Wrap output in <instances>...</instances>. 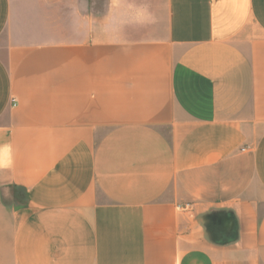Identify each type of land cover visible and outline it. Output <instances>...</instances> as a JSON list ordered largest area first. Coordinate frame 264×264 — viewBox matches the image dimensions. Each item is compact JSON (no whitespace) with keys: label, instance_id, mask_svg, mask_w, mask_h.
Here are the masks:
<instances>
[{"label":"crops","instance_id":"0c3cea01","mask_svg":"<svg viewBox=\"0 0 264 264\" xmlns=\"http://www.w3.org/2000/svg\"><path fill=\"white\" fill-rule=\"evenodd\" d=\"M0 264H264V0H0Z\"/></svg>","mask_w":264,"mask_h":264},{"label":"rangeland","instance_id":"374dc122","mask_svg":"<svg viewBox=\"0 0 264 264\" xmlns=\"http://www.w3.org/2000/svg\"><path fill=\"white\" fill-rule=\"evenodd\" d=\"M90 2V9H93L95 13L102 14L106 9L107 0H89Z\"/></svg>","mask_w":264,"mask_h":264},{"label":"built area","instance_id":"2783aa9c","mask_svg":"<svg viewBox=\"0 0 264 264\" xmlns=\"http://www.w3.org/2000/svg\"><path fill=\"white\" fill-rule=\"evenodd\" d=\"M185 209H190V206H189V205H188V206H186V207H185Z\"/></svg>","mask_w":264,"mask_h":264}]
</instances>
